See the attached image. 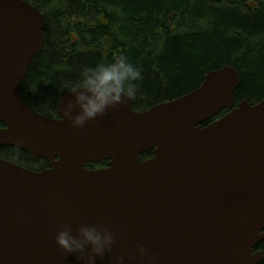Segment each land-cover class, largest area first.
<instances>
[{
	"label": "water",
	"instance_id": "95a60500",
	"mask_svg": "<svg viewBox=\"0 0 264 264\" xmlns=\"http://www.w3.org/2000/svg\"><path fill=\"white\" fill-rule=\"evenodd\" d=\"M46 26L31 2L0 0V148L49 164L33 171L0 157V264H83L55 243L65 223L115 234L96 264H260L264 99L235 107L238 70H214L195 91L146 111L131 99L73 127L63 116L69 91L55 118L21 91Z\"/></svg>",
	"mask_w": 264,
	"mask_h": 264
},
{
	"label": "trees",
	"instance_id": "16d2710c",
	"mask_svg": "<svg viewBox=\"0 0 264 264\" xmlns=\"http://www.w3.org/2000/svg\"><path fill=\"white\" fill-rule=\"evenodd\" d=\"M27 1L47 23L45 48L21 87L38 113L57 117L62 92L81 82L84 66L121 56L142 71L134 111L191 93L207 74L226 65L242 76L235 107L264 99V0ZM0 157L33 171L49 168L10 146L0 148ZM257 250L264 254V240Z\"/></svg>",
	"mask_w": 264,
	"mask_h": 264
},
{
	"label": "clouds",
	"instance_id": "9594fccd",
	"mask_svg": "<svg viewBox=\"0 0 264 264\" xmlns=\"http://www.w3.org/2000/svg\"><path fill=\"white\" fill-rule=\"evenodd\" d=\"M141 79V69L124 56L111 63L84 66L81 82L69 91L72 99L64 107L63 116L73 127H83L87 122L103 117L109 109L131 100ZM74 108H78L75 115ZM55 243L65 253L77 254L83 264H96L97 257L112 250L115 234L107 227L101 229L95 225L79 227L73 233L72 226L65 223L57 231ZM139 250L141 253L146 251L142 245ZM120 261L124 264V257H120Z\"/></svg>",
	"mask_w": 264,
	"mask_h": 264
},
{
	"label": "flooded vegetation",
	"instance_id": "af4514ba",
	"mask_svg": "<svg viewBox=\"0 0 264 264\" xmlns=\"http://www.w3.org/2000/svg\"><path fill=\"white\" fill-rule=\"evenodd\" d=\"M0 127H4V126L0 123Z\"/></svg>",
	"mask_w": 264,
	"mask_h": 264
}]
</instances>
